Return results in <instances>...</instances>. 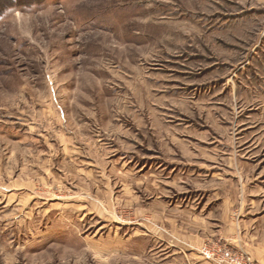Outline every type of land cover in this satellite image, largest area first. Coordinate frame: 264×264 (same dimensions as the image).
<instances>
[{
    "label": "rangeland",
    "instance_id": "obj_1",
    "mask_svg": "<svg viewBox=\"0 0 264 264\" xmlns=\"http://www.w3.org/2000/svg\"><path fill=\"white\" fill-rule=\"evenodd\" d=\"M229 197L264 215V0H0V264H183Z\"/></svg>",
    "mask_w": 264,
    "mask_h": 264
},
{
    "label": "crops",
    "instance_id": "obj_2",
    "mask_svg": "<svg viewBox=\"0 0 264 264\" xmlns=\"http://www.w3.org/2000/svg\"><path fill=\"white\" fill-rule=\"evenodd\" d=\"M233 199L223 198L220 205L207 203L204 206L206 219L179 225L176 235L182 244L190 248H199L207 241H221L235 250H243L253 260V264H264V215L257 217L244 209L237 216ZM187 249V261L183 264H216L201 255Z\"/></svg>",
    "mask_w": 264,
    "mask_h": 264
},
{
    "label": "built area",
    "instance_id": "obj_3",
    "mask_svg": "<svg viewBox=\"0 0 264 264\" xmlns=\"http://www.w3.org/2000/svg\"><path fill=\"white\" fill-rule=\"evenodd\" d=\"M203 256L217 264H253L252 257L244 251H235L228 246L212 242L201 249Z\"/></svg>",
    "mask_w": 264,
    "mask_h": 264
}]
</instances>
